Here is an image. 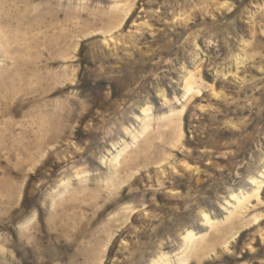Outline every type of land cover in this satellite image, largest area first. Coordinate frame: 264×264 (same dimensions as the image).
Segmentation results:
<instances>
[{
	"label": "rangeland",
	"instance_id": "obj_1",
	"mask_svg": "<svg viewBox=\"0 0 264 264\" xmlns=\"http://www.w3.org/2000/svg\"><path fill=\"white\" fill-rule=\"evenodd\" d=\"M0 264H264V0H0Z\"/></svg>",
	"mask_w": 264,
	"mask_h": 264
},
{
	"label": "bare ground",
	"instance_id": "obj_2",
	"mask_svg": "<svg viewBox=\"0 0 264 264\" xmlns=\"http://www.w3.org/2000/svg\"><path fill=\"white\" fill-rule=\"evenodd\" d=\"M30 89H33V88H30ZM19 91H23V90H19ZM55 92V91H54ZM32 93H38L37 90H33ZM46 97V96H45Z\"/></svg>",
	"mask_w": 264,
	"mask_h": 264
}]
</instances>
